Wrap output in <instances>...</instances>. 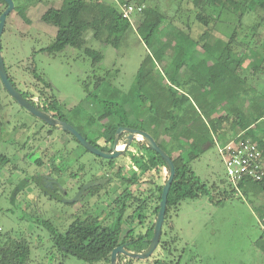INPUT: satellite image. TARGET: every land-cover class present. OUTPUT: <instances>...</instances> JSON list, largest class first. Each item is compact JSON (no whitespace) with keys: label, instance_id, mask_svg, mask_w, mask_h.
<instances>
[{"label":"rangeland","instance_id":"obj_1","mask_svg":"<svg viewBox=\"0 0 264 264\" xmlns=\"http://www.w3.org/2000/svg\"><path fill=\"white\" fill-rule=\"evenodd\" d=\"M13 1L16 10H20L24 18L18 16L17 11L8 16L1 41L2 55L5 66L18 88L27 93L33 101L54 98L67 120L76 127L82 125L92 140H97V134L102 132L104 124L110 128L109 121L103 125L98 123V117L109 104L127 103V107L130 104H140L137 97L140 92L132 93L131 88L141 73L143 62L149 56L153 58L154 51L139 36L136 17L132 18L134 24L118 49L106 45L103 41L94 40L93 32H87L82 49H67L63 53L51 55L42 50L54 43L57 29L43 22L42 16L50 8H60L63 0ZM143 4L146 8L158 9L166 15L168 23L176 28V33L181 32L189 36L191 43L187 44L188 51L184 54L191 55L187 62L189 69L185 67L188 73H191L192 63L203 61L205 55L201 47L208 41V36L203 35L206 28L194 22L192 0H147ZM2 10L4 5L0 4V11ZM258 12L246 17V28H243L245 32L242 31L238 36H244L247 27L259 22L253 43L255 49L264 56V21L257 19L259 16L264 17V13L261 10ZM188 24H192L191 31ZM233 29L235 24L226 16L220 26L210 33L213 39L227 40ZM161 38L160 35L159 39ZM87 47L101 53L99 64L94 66L93 60L85 55ZM192 54L195 58H192ZM246 54L242 74L248 76L249 82H253L250 72L246 69L248 62L254 63L257 60L251 50ZM157 65L163 68L161 63ZM32 68L36 69L50 88L31 74ZM99 77L104 80L97 86ZM254 78L258 90H262L264 72ZM167 82H163V86H166ZM147 86L153 87V84ZM86 87H89L90 98ZM144 92L146 94L145 89ZM113 109L121 108L116 106ZM142 112L146 114V108L140 109L137 115ZM133 120L134 117H131L130 121ZM46 125L20 107L0 84V153L8 156L11 161L0 171V246H9L24 240L31 249L28 264H89L60 251L54 244L50 227L64 235L75 220L88 216L104 217L107 226L114 225L119 218V212L110 214V209L114 205L113 199L122 193L116 189L124 190L125 186H129L126 183L121 184L116 172L122 168L125 177L130 179L133 172L128 168L132 167L133 160L130 154H124V157L113 162L114 167L109 173L114 183L106 186L107 190L110 189V196L100 195L101 197L88 198L81 204L71 205L47 197L34 185L16 196V190L23 181L33 182L36 177L52 173L51 161L48 158L49 149L62 153L59 152V146H63L62 144L66 145L64 150L67 153H73V157H82L80 165L87 166L84 180L92 179L94 173H97V164H105L104 159L88 152L76 141H69L71 137L64 131L54 130L52 127L54 133L52 130L49 133L51 126ZM251 139L257 142L260 136H253ZM160 141L166 144L169 137L162 136ZM217 153L216 146L211 147L192 164L199 179L209 185L226 178L224 165ZM38 159L42 160V167L36 164ZM143 177L156 180L157 183L153 184L154 187L149 181L139 183L136 188L138 190L133 194L134 200H130V208L124 217H129L128 223L136 231L140 227V218L144 220L141 226L155 222L159 197L155 187L164 184L166 174L158 172L153 177L150 169ZM102 190L104 192L106 188ZM254 191V185H245L241 192L231 195L220 204L211 202L206 195L184 201L177 211L170 212L168 223L163 228L162 243L166 238L165 233H168L169 239H166L162 248L158 247L154 255L147 260L123 258L129 264H154L157 260L166 264H264V241L259 223L264 217L257 212L256 207L260 202L264 204V194L256 196ZM143 194L150 195L153 201L135 198ZM138 205L140 210L133 212ZM126 230L124 227L122 236ZM95 264L107 263L100 261Z\"/></svg>","mask_w":264,"mask_h":264},{"label":"trees","instance_id":"obj_2","mask_svg":"<svg viewBox=\"0 0 264 264\" xmlns=\"http://www.w3.org/2000/svg\"><path fill=\"white\" fill-rule=\"evenodd\" d=\"M118 1L120 4L144 7L141 12L134 13L132 18L136 17V21L138 19L137 32L142 41L153 49L154 57L149 56L143 62L141 73L131 88L132 93L140 92L137 96L140 104L137 106L130 104L131 107H127V103L109 104L98 117V123L101 125L106 121L111 122L110 128L104 124L102 130L103 134L106 133L107 143L110 144L109 148L102 150L112 151L119 127L143 130L155 138L171 157L176 168V176L168 196L165 217V222L168 223L170 212L177 211L186 200L206 195L211 202L220 204L235 194L226 178L211 185L201 181L194 173L192 164L214 147L213 135L218 133L221 126L232 125L238 133H248L253 125L264 118V90L255 93L248 84V76L242 74L248 50L252 51L257 60L254 62L257 64L251 62L246 70H250L254 77L264 72L262 67L264 56L255 49L253 43L260 23L247 27L244 36H238L242 31L245 32L243 28L246 17L258 14V10L264 13V0H192L194 22L206 28L203 35L208 36V41L201 47L205 55L203 61L193 62L191 73L187 71L189 69L187 62L191 55L184 54L188 51L187 44L191 43L188 35L176 33V28L168 23V17L158 9L146 8L143 3L147 0ZM0 4L4 5V10L7 8L4 1L0 0ZM16 9L15 7L14 11H17ZM4 10L0 11V15ZM17 15L24 18L20 10L17 11ZM226 16L235 24V29L228 34L227 40L213 39L210 31L216 30ZM257 19L264 21L263 16ZM42 21L57 29L54 43L42 50L51 55L63 53L67 49H82L87 32H93L94 40L103 41L106 45L118 49L134 24L132 19H125L118 5L110 0H63L60 8L47 10L42 16ZM188 25L191 31L192 24ZM84 53L93 60L94 66L100 63L102 55L98 51L87 47ZM192 58H195L194 55ZM155 61L161 63L163 68L161 69ZM6 70L11 82L25 99L45 112L56 111L58 113L56 117L67 121L61 107L55 102L42 108L30 100L28 94L18 88L8 68ZM30 71L38 81L50 88L35 68ZM103 80L99 77L96 81L97 86H100ZM166 80L167 85L163 86ZM0 84L4 89L1 79ZM152 84L153 87L147 86ZM85 90L89 93V87ZM232 95L239 97L233 100ZM247 103L249 104L246 105ZM116 106L121 109L114 110ZM144 108L146 114L142 112L141 115H137L139 110ZM131 117H134L133 121H130ZM149 126L151 128H148ZM77 130L86 136L82 129ZM162 136L169 137V142L166 144L161 142ZM259 148L264 155V142L259 143ZM126 154H130L132 164L135 166L132 179L127 180L130 183L135 185L143 181L145 179L143 176L150 169L157 168L158 172L166 174L164 184L158 186V205L155 209L157 215L162 190L169 176L166 162L144 141H136ZM10 163L9 157L0 153V171ZM36 164L43 166L41 159L36 160ZM51 166L55 174L58 166L54 161H51ZM32 183L28 180L23 181L16 190V196ZM252 185L255 186L256 196L264 194V181ZM125 200L116 202L119 218L112 226H103L99 216H90L75 220L64 235L50 227L55 246L64 254L89 264L100 261L110 264L112 251L122 245H126L127 249L134 253L145 252L153 238L154 225L138 240L122 238L121 225L126 209ZM256 207L257 212L264 217V204L260 202ZM163 246L161 243L159 247ZM30 256L31 249L24 240L16 241L9 246H0V264H28ZM119 264L129 263L123 257H119ZM154 264L166 263L157 260Z\"/></svg>","mask_w":264,"mask_h":264},{"label":"flooded vegetation","instance_id":"obj_3","mask_svg":"<svg viewBox=\"0 0 264 264\" xmlns=\"http://www.w3.org/2000/svg\"><path fill=\"white\" fill-rule=\"evenodd\" d=\"M88 98H90V93L88 94ZM29 99L33 101V99H31L30 97H29ZM33 102H35L37 105H40L43 108V107H48L52 102H55V101L53 98L52 100L42 99V100H40V102H36V101H33ZM55 104H57V102H55ZM57 105L60 106L59 104H57ZM48 113H51L55 118H58V117H56V115L58 114L56 111L48 112ZM63 116H64V118H66L65 115H63ZM59 119H61V118H59ZM66 122L70 123L69 120H67ZM45 125H46V123H45ZM46 126L48 127V125H46ZM72 126L76 130H77V128L82 129V132L86 136L82 135L78 130L77 131L85 139H87L89 142H91L92 145L95 146L97 149L103 151L102 148H104V149L109 148L110 144L107 143L106 133L105 134H103L104 132L98 133L97 134V140H96V138L94 140H92L90 138V136L84 131L82 125L79 124L78 127H76L74 125H72ZM51 128H52V126L48 130L49 133L52 130ZM53 128H54V130L56 129L58 131H61L57 127H53ZM119 128H121V127H119ZM125 128H129V127H125ZM118 129H117V131H118ZM117 131H116V134H117ZM52 133H54L53 130H52ZM66 134L71 137L69 141L72 142V140H73L74 142L76 141L79 145H81L74 136H72L68 133H66ZM116 134H115V139H116ZM127 136H128V133H122L121 134V136L119 138V146L120 147H122L124 145V141L126 140ZM58 141H60V140L58 139ZM135 142H136V140L131 145H133ZM114 144H115V140H114ZM114 144H113V146H114ZM62 145L63 146H59L61 148V150L59 152H62V153L57 152L58 153L57 154V153L51 151L50 149H49V153H48L49 160L57 163L56 164L58 166L57 172L55 174L52 172V173L47 174V175H42L38 178L36 177L30 186L34 185L35 188L39 189V191H43V193L47 197L52 198V199H56V200H60L63 203H65L66 200H70V199L77 197L81 193L82 194L79 196L80 200L75 204H81L84 201H86L88 198H94V197H98V196L101 197L100 195L110 196L111 195L110 189L107 190L106 186L112 185L114 183V179L112 178V176L110 175L109 172H111L112 168L114 167V164L112 162H114L115 160H117L119 158H117L115 160L104 159L105 164L102 166H100L96 163L97 164V166H96L97 173L96 174L94 173V176H92V179L84 180L85 179L84 176L86 175V171H87V168H86L87 166L86 165L85 166L80 165V161L82 160V157H77V158L73 157V155H72L73 153H71V155H70L69 153H67L64 150V147H66V145L65 144H62ZM112 149H113V147H112ZM103 152H105V151H103ZM122 157H124V156H121L120 158H122ZM101 159H103V158H101ZM134 168H135V166L132 164V167L128 168V169L132 170V172L134 174V172H135ZM116 173L119 176L118 180L121 179V184L126 183V185H129V186H125L124 190L116 189L117 191H120V193L121 192L122 193L121 194L119 193L120 195L118 197H116V199H113L112 203L114 205L110 209V211H111L110 214H112L114 212H119V209L117 208L116 202L119 200L123 202L125 199H126L125 200V202H126L125 214H126L128 208H130V200L133 199L134 192H136L138 190L136 188L139 186V183L134 185L133 183H130L129 181H127L129 179L125 177V172L122 171V168H119L118 172H116ZM157 174H158V169L157 168L152 169V176L155 177ZM130 178L132 179V176ZM30 181H32V180H30ZM143 181H149L150 184H152V185L157 183L156 180H153V179H150V180L144 179ZM143 181H141L140 183H142ZM96 182H100V185L90 187V188H86L87 185H90V184H93ZM153 187H154V185H153ZM103 188L104 189L106 188V190H104V192L102 190ZM155 188L158 192V187L156 186ZM153 191H155V189H153ZM124 192H125V194H124ZM70 194L72 195V197H70ZM135 198H137V200L138 199L139 200H142V199L145 200L146 199L148 201L151 200V202L153 201L151 196L147 195V194H143L141 197H139V198L135 197ZM65 204H67V203H65ZM75 204H71V205H75ZM84 207H82V208H84ZM137 210H140L139 205L137 206V208L135 207V210L133 212H136ZM88 217H90V216H88ZM157 217H158V214L156 215V220L154 223H152V224L146 223L144 226H141V225H143L144 220L142 221V218H140V221H139L140 227L138 228L137 231L135 230L134 227H131L130 224L128 223L129 217L128 216H127V218L123 217L122 225H121L122 226V232L124 230V227H126L127 230H126V233L124 234V236H122V238H128V240L130 238H134L135 240H138L140 237L145 236L149 232V229L152 227V225H154V230H155V224L157 221ZM104 220H105V218L101 217L99 221L101 222V225L107 226L108 224L104 223ZM165 224H166V222L164 221L163 228L165 227ZM140 228L142 230H140ZM163 235H164V232L162 229L160 244L162 243ZM165 235H166V238H165L164 242L166 241V239H169L168 233H165ZM153 237H154V235H153Z\"/></svg>","mask_w":264,"mask_h":264},{"label":"water","instance_id":"obj_4","mask_svg":"<svg viewBox=\"0 0 264 264\" xmlns=\"http://www.w3.org/2000/svg\"><path fill=\"white\" fill-rule=\"evenodd\" d=\"M6 3L7 8L0 15V79L4 86L6 92L16 101V103L28 111L30 114L35 116L37 119L46 123L49 126L57 127L59 130L64 131L72 136H74L78 142L84 147L87 151L92 153L95 156H98L103 159L115 160L120 158L124 154H126L131 146V144L136 140L144 141L146 145L154 152L159 154L162 159L166 162L167 168L169 170V176L167 181L163 187L161 194V201L159 205L158 217L155 224L154 237L151 240V243L147 250L143 253H134L127 249L126 245L119 246L115 248L111 253L110 264H119V257H125L129 260H147L151 258L156 250L158 249L161 241L162 229L165 221V216L167 212L168 205V196L172 184L174 182L176 176V168L171 157L165 152V150L159 145V143L155 140V138L148 132L138 129L125 128L121 127L118 129L115 139V144L111 152H103L97 149L92 145L87 139H85L70 123L63 121L59 118H55L51 113L42 111L31 104L27 99H25L20 91L16 89V87L11 82L5 62L2 55V36L4 34L6 21L8 16L15 10V3L13 0H2ZM122 133H128L126 140L124 141V145L122 149L119 148V138ZM100 185V182H96L90 185H87L86 188L94 187ZM82 194V193H81ZM80 194V195H81ZM66 200L67 204H75L80 199L79 196Z\"/></svg>","mask_w":264,"mask_h":264},{"label":"built area","instance_id":"obj_5","mask_svg":"<svg viewBox=\"0 0 264 264\" xmlns=\"http://www.w3.org/2000/svg\"><path fill=\"white\" fill-rule=\"evenodd\" d=\"M115 2L121 10L125 19L131 20L132 15L141 12L143 6L120 4ZM218 155L224 165L228 184L234 189L235 193L242 191V186L257 184L264 181V156L248 133H240L225 144L217 145ZM262 240L264 241V218L260 219Z\"/></svg>","mask_w":264,"mask_h":264},{"label":"crops","instance_id":"obj_6","mask_svg":"<svg viewBox=\"0 0 264 264\" xmlns=\"http://www.w3.org/2000/svg\"><path fill=\"white\" fill-rule=\"evenodd\" d=\"M202 50V49H201ZM251 61L248 62V67L250 65ZM256 63V62H254ZM257 64V63H256ZM250 72V70H248ZM252 73V72H251ZM251 75V78L253 80V82H249L250 79H248V84L253 88V90L255 91V93L257 92H262L264 90V87L262 90H258L257 84L255 82V78L254 75ZM239 96L236 95H232V99L235 100L236 98H238ZM249 103H247L246 105H248ZM238 116H240V113L237 114ZM248 132V135L251 137H258L260 136V139L255 142L259 145V143L264 142V118L261 122L253 125ZM241 132L238 133V131L236 130V128L232 125H223L218 129V133L213 135V140L215 142L216 146V150H217V145L218 144H225L228 141H230L231 139H233L234 137L238 136ZM246 133V132H245ZM262 151V150H261ZM263 153V151H262ZM218 154V153H217ZM264 156V155H263ZM197 161V160H196ZM195 162V161H194ZM193 162V163H194ZM194 171V170H193ZM195 173V172H194ZM197 176V175H196ZM198 177V176H197ZM201 180V179H200ZM215 183V182H213ZM212 184V183H211Z\"/></svg>","mask_w":264,"mask_h":264},{"label":"bare ground","instance_id":"obj_7","mask_svg":"<svg viewBox=\"0 0 264 264\" xmlns=\"http://www.w3.org/2000/svg\"><path fill=\"white\" fill-rule=\"evenodd\" d=\"M120 149H122V147H120Z\"/></svg>","mask_w":264,"mask_h":264}]
</instances>
